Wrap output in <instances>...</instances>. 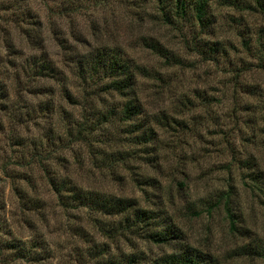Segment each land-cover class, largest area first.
Instances as JSON below:
<instances>
[{"label": "rangeland", "instance_id": "1", "mask_svg": "<svg viewBox=\"0 0 264 264\" xmlns=\"http://www.w3.org/2000/svg\"><path fill=\"white\" fill-rule=\"evenodd\" d=\"M204 19L192 2L164 20L154 0H0V239L49 254L0 264H146L174 248L133 230L130 210L61 205L51 179L169 217L219 264H264V0H208ZM97 49L130 64V90L80 79Z\"/></svg>", "mask_w": 264, "mask_h": 264}, {"label": "trees", "instance_id": "2", "mask_svg": "<svg viewBox=\"0 0 264 264\" xmlns=\"http://www.w3.org/2000/svg\"><path fill=\"white\" fill-rule=\"evenodd\" d=\"M254 1L257 4L261 2V0ZM191 2L195 18L200 25H204L205 10L208 0H154L164 20H169L173 17L178 19L185 17L187 13V4H191ZM31 39H34V36H32ZM148 46L156 49L155 44L151 43L148 44ZM88 58L86 63H81L78 68V76H80V79L84 82L93 81L92 76L97 75L103 79L101 83L103 91L116 90L121 93L125 92V90H130L132 85H134V73L130 64L123 59L121 55L111 50L97 49L94 53H90ZM79 59H81V57L78 58V60ZM80 62H84V60ZM39 67L41 70H54L45 59L42 61L40 60ZM94 84L97 85L96 83ZM140 108L141 106L137 103V99H128L122 105L120 114L124 119L130 120L141 113ZM140 126L144 128V125L140 124ZM135 127L138 131H142L144 135L148 134L146 127L145 129L141 128V130H139L140 127H138V125ZM83 130L84 129H81L80 126L76 130L75 135H71L73 136L72 142H83L85 140L86 135ZM142 143L147 144V141L144 140ZM50 184L59 199L61 198L59 201L61 205H83L88 208H96L99 211H106L108 206L121 212H128L130 210L131 212L127 217V221H129V219L131 220L130 226L133 230L136 232H144V235L154 243L169 245L171 247L174 246V248L172 247V251L164 252L162 255L146 264H219L217 259L209 252L199 251L191 245L186 244L179 229L169 221V217L163 214H154L150 209L134 206V204H131L128 200L123 201L122 199H116L111 205L110 202L106 200L103 201L98 194L85 192L70 182H59L51 179ZM63 190L67 191V193L62 194L61 192ZM223 200L229 222L233 224L231 218L232 213L228 208V199L223 197ZM7 250L22 257L26 261L38 263H40V260L46 259L49 255L47 243L43 239H38V241H18L17 243L0 239V251ZM256 254H260L264 259V250ZM141 258L142 257L135 255L130 257L129 261L134 262V264L136 262L139 264Z\"/></svg>", "mask_w": 264, "mask_h": 264}]
</instances>
